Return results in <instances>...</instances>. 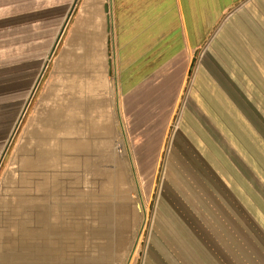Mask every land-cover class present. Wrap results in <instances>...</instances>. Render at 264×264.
<instances>
[{
	"label": "crops",
	"instance_id": "0c3cea01",
	"mask_svg": "<svg viewBox=\"0 0 264 264\" xmlns=\"http://www.w3.org/2000/svg\"><path fill=\"white\" fill-rule=\"evenodd\" d=\"M53 64V100L67 106L68 117L63 120L59 111L50 112L44 130L32 134L37 139L30 149L33 159L24 167L35 168L36 175L25 176L22 183L34 184L39 195L32 198L38 229L32 231L25 212L19 236L3 244V264H73L71 255L58 253L54 242L44 244V152L59 157L62 129L80 130L107 120L111 107L121 106L122 112L126 108L129 114L120 117L126 115L133 127L144 122L147 132L164 131V137L179 111L173 147L181 153L180 169L198 188L186 202H227L233 219L236 202H251L253 184L264 179L262 173L252 179L250 165L253 150L254 161L264 168V0H80ZM253 124H259V130L253 131ZM232 169L243 170L238 174L243 186L238 198L220 195L221 183L236 186V173L227 183L220 174ZM81 181L72 180L74 200ZM24 193L26 203L27 189ZM73 204L71 210L56 213L61 227L78 212ZM212 208L201 207L208 213L204 217H210ZM227 227L224 232L233 234L235 228ZM204 231L207 234V227ZM196 261L191 257L187 264Z\"/></svg>",
	"mask_w": 264,
	"mask_h": 264
},
{
	"label": "rangeland",
	"instance_id": "374dc122",
	"mask_svg": "<svg viewBox=\"0 0 264 264\" xmlns=\"http://www.w3.org/2000/svg\"><path fill=\"white\" fill-rule=\"evenodd\" d=\"M73 14L49 60L48 55L65 16L29 90L27 81L30 82L32 75H27L37 66L30 71L23 69L24 63L2 68L3 80L11 86L8 101L2 106L16 104L12 111L6 109L10 115L4 118L5 125L0 124V157L8 145L0 165V264H3V244L12 243L14 236H19L25 212L30 228L32 231L36 229V201L32 199L35 186L22 183L27 175L35 177L36 171L26 170L24 163L33 159L30 149L37 139L32 134L44 130L48 114L59 111L61 119L68 117L67 106H57V98L55 102L53 100V93L57 96L53 91L55 88L57 91L53 83L56 77L53 62L63 47ZM45 64L47 68L29 100ZM12 98L15 100L11 101ZM16 108H19L17 117L12 119ZM24 109L25 113L18 122ZM122 111L121 106L111 107L107 120L100 123H87L80 130L78 126L68 130L65 125L66 129L61 128L60 134L56 130L62 139L59 152L66 157L57 165L56 175H70L82 180L77 190L78 199L73 204L78 212L68 216L67 227L56 224L54 243L57 252L69 253L73 264H187L191 257L197 260V264H264V201L258 197L264 179L253 184L251 202L235 203V219L229 216L232 207L227 202L213 205L188 203L186 200L191 191L198 188L194 180L192 184L187 180V172L180 169L181 153L173 147L179 111L172 116L165 137L163 130L147 132L148 124L144 122L133 127V123L127 122L126 115L124 119L120 117L129 112L126 108ZM147 117L144 116L143 120ZM157 119L161 117L155 118V126ZM54 122L58 123L57 120ZM162 123L161 126L165 125L164 121ZM256 129L259 130V124H253L252 130ZM151 135L153 138L148 137ZM240 159L242 155L237 156L238 167ZM254 160L252 150L251 175L257 180L261 173L264 177V168L260 170L259 163ZM242 171H220L226 183L227 177L233 178L235 173L237 180L233 188L221 183V196L235 195L238 198L242 195L243 186L238 181L242 180L238 176ZM26 189L28 200L25 203ZM92 194L96 197L94 202ZM61 203V200L59 204L57 202V206ZM202 206H213L210 217H204L208 213L203 212ZM227 226L235 228L233 234L231 230L230 234L224 232L228 230ZM204 227H207V234ZM190 237L197 241L191 240L190 243ZM207 244L211 249L206 247ZM46 253L49 251L45 250Z\"/></svg>",
	"mask_w": 264,
	"mask_h": 264
},
{
	"label": "trees",
	"instance_id": "16d2710c",
	"mask_svg": "<svg viewBox=\"0 0 264 264\" xmlns=\"http://www.w3.org/2000/svg\"><path fill=\"white\" fill-rule=\"evenodd\" d=\"M73 0H0V124L5 125L4 118L10 115L2 106L8 101L7 86L3 80V67L24 63L23 69L34 71L28 74L32 78L27 81L31 87L37 69L43 63L59 28L71 7ZM27 76L25 78H27ZM23 85V84H22ZM27 90V91H28ZM15 100L12 98L11 101ZM19 108L15 110L12 119L17 117ZM261 198L264 201V187L261 188Z\"/></svg>",
	"mask_w": 264,
	"mask_h": 264
},
{
	"label": "bare ground",
	"instance_id": "6f19581e",
	"mask_svg": "<svg viewBox=\"0 0 264 264\" xmlns=\"http://www.w3.org/2000/svg\"><path fill=\"white\" fill-rule=\"evenodd\" d=\"M60 144H61V142H60ZM52 154H53L52 152H50L48 154H46V152H44V158L42 161V169H40V170H42V173H43V184H42L43 185V196L42 195L41 196L43 197V209H44V219H42V220H43V232H44L43 237H44V244L45 245L51 244V242H54L55 233L57 231L56 230L57 229L56 224L58 225V223L55 222L56 213L62 211L63 209L64 210H71V204L73 203V201L75 199V197L72 194V192L74 191V188L72 186L73 178L70 177V175H64V176L60 175L59 176L58 174L56 175V173H55V170L57 169V165L62 163V162H60V160L62 158H64L63 154H61L59 152V155H58L59 157H57V158L52 156ZM65 159H66V157L63 160H65ZM39 168H41V167H39ZM32 176H34V175H32ZM32 189H34V188H32ZM38 196H34V197L38 198ZM60 200L62 201V203L58 207L57 202H59ZM74 206H76V205H74ZM72 207H73V205H72ZM39 210H40V208H39ZM60 213H62V212H60ZM38 216H40V215H38ZM36 229H38V228H36Z\"/></svg>",
	"mask_w": 264,
	"mask_h": 264
},
{
	"label": "water",
	"instance_id": "95a60500",
	"mask_svg": "<svg viewBox=\"0 0 264 264\" xmlns=\"http://www.w3.org/2000/svg\"><path fill=\"white\" fill-rule=\"evenodd\" d=\"M77 3H78V0H73V3H72V5H71V8H70V10H69V12H68V14H67V16H66V18H65V21H64V23H63V25H62V27H61V29H60V31H59L57 37H56V40H55V42H54V44H53V46H52V48H51V50H50V53H49V55H48L49 60L53 57V55H54V53H55V51H56V49H57V46H58V44H59V42H60V40H61V38H62V36H63V34H64V32H65V29H66V27H67V25H68V23H69V21H70V18H71L72 14H73L74 9L76 8ZM46 68H47V64H45V66H44V68H43L41 74L39 75V78H38V80H37L36 86H35L34 90L32 91V94L30 95L29 100H31V98H32V96H33V94H34V92H35V89H36L38 83L40 82V80H41V78H42V75H43V73L45 72ZM28 103H29V101H28ZM25 109H26V108H25ZM25 109H24V111L22 112V115H21V117H20V119H19V122L21 121V118H22V116H23L24 113H25ZM16 130H17V126H16V128H15L13 134H12V137L14 136ZM7 149H8V146L5 148V150H4L3 154H2V156L0 157V165H1L2 161H3V158H4V156H5V153H6Z\"/></svg>",
	"mask_w": 264,
	"mask_h": 264
}]
</instances>
